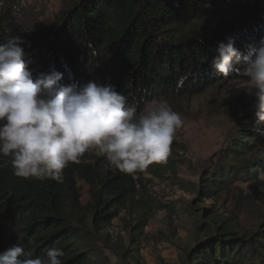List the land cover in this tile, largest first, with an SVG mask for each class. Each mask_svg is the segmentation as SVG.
Masks as SVG:
<instances>
[{"label":"trees","instance_id":"16d2710c","mask_svg":"<svg viewBox=\"0 0 264 264\" xmlns=\"http://www.w3.org/2000/svg\"><path fill=\"white\" fill-rule=\"evenodd\" d=\"M59 1L55 19L36 25L18 19V0H5L0 43L9 35L30 42L22 47L33 78L58 71L63 74L58 85L113 84L138 111L156 99L189 98L241 77L234 73L225 79L211 67L218 43L232 39L244 54L248 44L264 37L263 0ZM253 101L239 105L235 124L241 128L194 184L185 212L202 239L195 237L178 264H264V211L247 229L214 208L234 180L264 198V180L257 177L264 170V159L258 158L264 148L259 149L260 136L253 130L264 128V122L254 115ZM106 159L86 152L57 182L17 177L10 159L0 156V251L20 243L33 258L61 248L62 264H111L106 251L122 261L131 259L151 213L166 206L142 197L133 175L107 168ZM151 165L163 169V163ZM79 181L87 185L85 201ZM207 201L212 204L205 206ZM128 205L135 211L128 222L129 242H111L107 229ZM17 224L24 226L19 241L12 230Z\"/></svg>","mask_w":264,"mask_h":264},{"label":"clouds","instance_id":"9594fccd","mask_svg":"<svg viewBox=\"0 0 264 264\" xmlns=\"http://www.w3.org/2000/svg\"><path fill=\"white\" fill-rule=\"evenodd\" d=\"M4 3L0 0V8ZM24 5L25 0H18L14 11ZM25 43L30 42L18 35L0 43V156L10 159L15 176L61 182L69 163H80L89 151L129 175L167 161L183 120L166 100L150 101L138 111L113 84L89 80L58 85L63 76L58 71L33 78ZM246 47L242 54L232 39L219 42L211 67L225 79L234 73L247 78L243 89L254 98V115L264 122V37ZM258 158L264 159V151ZM23 227L12 228L18 241ZM63 256L54 247L33 258L15 243L0 251V264H62Z\"/></svg>","mask_w":264,"mask_h":264},{"label":"rangeland","instance_id":"374dc122","mask_svg":"<svg viewBox=\"0 0 264 264\" xmlns=\"http://www.w3.org/2000/svg\"><path fill=\"white\" fill-rule=\"evenodd\" d=\"M59 10V0H25L17 17L21 21L43 25L52 22ZM244 79L247 78L220 81L189 98H160L180 114L183 126L177 130L171 145L168 165L163 163L160 171L149 165L145 171L132 175L142 197L155 199L166 208L151 213L142 236L133 245L136 251L131 259L122 261L106 251L111 264H178L184 250L194 244L199 234L194 221L185 212L187 202L193 199V187L202 169L219 161L220 150L230 144L236 127L241 128L235 124V113L244 100L254 99L245 93ZM253 130L259 133L258 146L263 149L264 128ZM106 167L114 168L107 159ZM261 176H264V170L257 174L264 180ZM78 185L82 201H85L87 185L82 181ZM209 204L212 201L205 202V206ZM214 204L217 214L247 229L255 226L264 211V198L253 193L247 183L238 180L232 181L228 191L222 192ZM134 212L128 205L126 210L120 211V217L112 220L107 229L111 242L119 241L124 245L129 242L128 222H132Z\"/></svg>","mask_w":264,"mask_h":264}]
</instances>
